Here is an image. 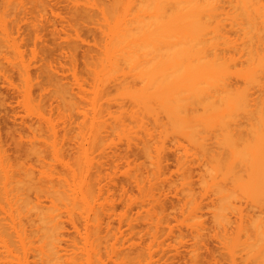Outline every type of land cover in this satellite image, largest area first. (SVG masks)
I'll use <instances>...</instances> for the list:
<instances>
[{
	"label": "bare ground",
	"instance_id": "6f19581e",
	"mask_svg": "<svg viewBox=\"0 0 264 264\" xmlns=\"http://www.w3.org/2000/svg\"><path fill=\"white\" fill-rule=\"evenodd\" d=\"M44 1L0 0V57L3 58L0 59L3 63L6 59L8 63L5 62L4 66L0 63V78H3V84L6 82L5 85L12 86V78H9L12 77L9 76L12 71L18 72L22 81L25 88L23 103L26 117L35 119L27 118L29 123L26 120L24 122L32 131L33 140H29L23 153L32 157L39 167L36 170L22 162L12 164L6 156L7 151L4 152L5 147L2 149L5 145L0 136V264H173L178 258L174 260L170 257L180 256L177 250L184 247L181 240H185V236L183 233L181 235L184 239L176 236V240L181 239L182 242L178 241V245L183 244L179 248L173 246L175 250L178 248L176 255L173 248V256L170 255L172 251L169 245L167 250L171 253L167 255L164 241L168 235L164 229L171 231L170 225H167L169 220L163 218L164 209L162 215L158 213L163 208L161 202L165 199V192L169 193L171 186L168 185L174 182L171 179L173 182L169 183L171 177L168 179L166 175L167 151L170 153L171 150L181 153L175 154L178 156L177 166L180 170L178 172L177 168L179 174L175 175H180L179 181L183 180L179 184V191L183 196V209L187 212L183 213L184 220H187L183 224L186 226L185 232L186 229L189 231L185 235L191 234L193 244H200L203 227L206 225L200 217H203L201 212L205 208L207 212L210 210L213 232L219 231L220 236L217 233L215 235L218 240L221 239V246L226 249L230 264H264V167H261L264 165L261 162L264 159V31L249 30L262 26L264 28V0H68V3L72 2L74 5L69 4L70 10L74 9L70 16L75 17L70 21L72 25L70 22L68 24L69 31L81 40L83 27L89 26L86 28L89 30L91 27L94 32L92 36L96 34L97 40L93 37L94 47L86 44L88 49L92 47L89 49L91 54L94 50L96 52L91 56L85 53L87 58H84L85 55L83 57L86 59L83 61L86 78H77V74L75 78L77 70L71 65L76 64L74 59L78 41L75 39L77 42H71H75V48L70 47L72 44L68 47V56L73 59V62L70 61L73 79H78V82L85 78L87 82L89 75L92 84L89 79L90 85H87L90 87L84 86L85 81L82 82L85 83L83 85L81 81L78 84L75 80L72 88L68 83H64L65 86L62 79H59L60 75L57 76L58 70L53 65L51 67L52 61L46 60L45 55L38 58L41 64L36 69L37 76L43 78V74H49L47 78H43L48 82L41 81L40 85L47 83L50 89L52 86L48 98L52 97V102L55 103L52 109L57 117L54 119L46 116L47 111L43 107L45 102L32 103L34 98L31 96L30 63L24 60L18 43L19 50L14 47L16 50H12L13 55L8 52V49H13L12 42H17L14 39H17L20 28L26 26L24 30L31 29L30 33L39 32V27H42L39 25L42 18L38 21L42 15L40 13L43 12L44 15L47 9ZM27 15H30L29 19L26 18ZM26 19L31 21L28 23ZM72 21L81 25H75ZM77 27H80V36L74 31ZM11 29H16L12 33L15 38L10 35ZM227 33H234L239 38L240 35L251 34L259 37L256 39L257 43L251 44L246 51L233 42V52L238 55L239 60L244 58L243 62L240 61L241 68L244 65L245 69L241 81L248 87L247 90L245 85L242 88L233 87L230 82L219 85L217 66L221 53L218 38H228L230 34ZM34 36L37 38V35ZM84 38L82 37L83 40ZM82 41L78 43L85 44ZM84 41L87 42V39ZM224 55V62L234 59H231L230 54L227 58ZM10 65L14 67L11 68ZM9 67L13 70L10 71ZM73 86L74 90L75 87L78 89L74 91ZM240 92L247 96L243 109H239L240 113L237 111L238 114L242 113V118L233 121L232 126H229L231 129L226 127L229 130L222 126L229 138L220 124L224 123L222 119H225L226 114H235L232 98L233 95H240ZM48 98L45 97L44 100L48 102ZM111 106L116 111L119 110L118 114L114 113L115 110L112 111ZM111 111L116 116L111 115ZM219 121L222 123L219 124ZM71 129L72 132L75 131L74 136ZM61 131L64 133L62 140L59 139ZM67 134L73 137L67 139ZM219 135L224 142L230 141L229 148L226 142L223 147H219L223 145L222 142L218 145L221 148L220 157L227 153L221 152L224 147L229 149L231 156L235 153L240 159L243 151L252 152L251 156L246 153L245 159L243 160L244 156L242 158L243 162L239 163L241 166L244 164L241 173L245 174L239 173L240 176H245L243 180L232 179L240 169L235 168L234 177V172L230 175L229 168L232 165L229 160V164L226 163L229 167L225 168L221 164L223 167L219 166L220 173L217 171L216 156L219 158V154L217 146H214L218 144L217 139L222 140ZM114 137L120 141L117 142L120 145L123 141L126 149L130 148L132 151L135 150L132 147H136L140 150L137 152H141V157L143 155L144 160H148L143 163V168L146 164L151 166L147 172L145 168L144 176L139 175L142 174L139 172L142 169L133 175L135 168L142 167V164L137 166L138 163L135 165L133 160L128 163V156L123 158L122 155L126 165L133 162L136 166L132 169V165L128 171L129 165H124L130 175L125 170L123 172L128 175L125 176L127 181L130 180V183L126 181L127 184L131 187L134 185L139 192L138 197L128 196L124 200L125 204L122 200L125 207L123 213H114V204L113 207L110 206L114 201L111 203L112 198H107L110 203L101 202L100 199V192L109 188L101 185L103 180L109 183L107 167L117 170L120 168L119 164H123L115 166L119 159L121 161V154L119 155L118 145L112 142L117 141ZM58 140L67 144L75 140V156L71 154L69 145L64 143L66 147L69 146L70 154L67 153L69 149L65 147L66 150L65 145ZM18 143L21 146V138ZM101 158L104 160L100 161ZM192 166L201 173L197 175L196 184L201 191L198 196L195 193L199 190L192 188L195 183L193 180L189 181L194 176L192 174H197L192 168L189 171ZM105 176L107 180L103 179ZM201 198L207 199V203L206 200L204 203L209 206L203 208V201L198 202ZM155 208L158 212H155ZM116 214L119 227L115 230L111 225L114 218L112 216ZM122 225L126 227L125 231H122ZM67 226L74 236L71 233L68 235L71 231ZM159 239L164 240V245L161 240L158 242ZM168 239L171 238L168 236ZM193 244L191 243L192 248L195 247ZM196 249L199 252L200 247L190 249L194 258L197 255L194 260H190L192 256L189 258L193 264H197L199 260Z\"/></svg>",
	"mask_w": 264,
	"mask_h": 264
},
{
	"label": "rangeland",
	"instance_id": "374dc122",
	"mask_svg": "<svg viewBox=\"0 0 264 264\" xmlns=\"http://www.w3.org/2000/svg\"><path fill=\"white\" fill-rule=\"evenodd\" d=\"M42 1H44V0H42ZM72 1V0H71ZM80 1V0H79ZM70 2V1H69ZM82 2H83V0H82ZM47 3V4H46ZM71 4H72V2H70ZM70 3H68V0H45L44 1V4L45 5H47V9L44 11V15H43V12H41L40 14H42L41 15V17H39V19L38 18H35V19H38V21L40 20V18H42L41 20L42 21H40L39 23V25H41L42 27L40 28L39 27V32H36V33H30V30H24V28L26 27H23V25H21V27H23V29H19L20 31H19V34H18V36L16 37V36H13L12 35V33H14V32H16V29H11V31H10V35H11V37L13 38H17L16 40L14 39V41H17V42H12V43H14L13 45V49L11 48V50L10 49H8L9 51L8 52H10V53H12V50H16L15 48H17L18 49V47L20 48V50H21V52H23V58H24V60L26 59V60H28L29 61V67H30V79H31V96L34 98L33 100V104H37L39 101H41L42 102V104L45 102L46 103V105L44 106L43 105V107L45 108L44 110L45 111H47V114H46V116L47 117H50V118H55V117H57L56 116V112L52 109V107H53V105H55V103L54 102H52V97H51V95H50V99L48 98L49 96V94H50V91H51V89H52V86H51V89L48 87V85L49 84H47V86H46V84H44L43 86L42 85H40V82L41 81H43V82H45V81H47V79H44L43 80V78H47L48 77V75H46L45 74V76H44V74H43V78H41V76H37V74H38V70L36 71V69H37V67L41 64V62L40 61H38V58L42 55H45V57L47 56V59L46 60H48L49 62H51L50 64H51V67H52V65L53 66H55V67H53L54 69L56 68L57 70H58V72H59V74H57V76L58 75H60V77L61 78H59L60 80L62 79V83L64 84V83H68L69 85H71V86H69V87H71L72 88V84H74L73 83V81L75 80V79H73V73H72V70L73 69H71V67H70V61H72L73 59H71L70 58V55L68 56V52H69V49H68V47H69V45H71L72 43V40H74V41H78V42H80L81 43V41L83 40L82 39V37L84 38V36H85V38L87 39V42H85L84 40H85V38H84V40L82 41V42H84L85 44H80V43H78L77 41V47H78V49H77V51H76V49H75V52H76V54H75V59L74 60H76L75 62H76V64L75 63H72V64H75V65H71V66H74V68L77 70H75L74 72H75V78H76V74H77V78L80 76H82V78L83 77H85V72H86V70L84 69L85 67H84V63L85 62H83V61H85L86 59H84V58H87V55L85 54V53H87L88 55H90L91 54V52H90V50H91V48L92 47H94L93 45H92V43H94L95 41L94 40H97V39H95V37H97V35L95 34V36L93 35L92 36V34H94V32L93 31H91V27H90V30L89 29H86L87 27H89V26H84L83 28H84V30L81 32V33H83L82 35L83 36H80V34L81 33H79L78 32V28H80V27H77L76 29L77 30H74V31H77V33H78V35L81 37V40H80V38L79 39H77V37L75 38V34H73L72 35V33L69 31V28H70V26H68V24H69V22L71 21V19H72V17H74V16H70L71 14V12H74L73 10L74 9H72V10H70L71 8H70ZM80 3V2H79ZM70 4V5H69ZM73 5V4H72ZM74 6V5H73ZM73 6H71L72 8H73ZM46 7V6H45ZM79 7V6H78ZM80 7H81V5H80ZM73 15V14H72ZM34 16H36L35 14H34ZM29 17H30V15L28 16L27 15V17L26 18H28L29 19ZM75 18V17H74ZM74 18L72 19V20H74ZM77 19V18H76ZM27 20V19H26ZM28 21V23L31 21V19L30 20H27ZM33 21H34V18H33ZM78 21V20H77ZM73 22V21H72ZM75 22V21H74ZM73 22V23H74ZM78 22H82L81 20L80 21H78ZM34 23V22H33ZM38 24V22L35 20V24ZM71 23V22H70ZM76 23V22H75ZM74 23V24H75ZM36 24V25H37ZM82 24H85V23H82ZM25 25V24H24ZM70 25V24H69ZM71 25H72V23H71ZM75 25H78V26H80L78 23H76ZM83 26V25H82ZM82 26H81V28H82ZM91 26V25H90ZM263 27V26H262ZM260 28V27H258V28H249V30H251V31H264V28ZM27 28V27H26ZM93 28V27H92ZM33 29V28H32ZM72 29V28H71ZM70 29V30H71ZM226 29V28H225ZM12 30H13V32H12ZM37 30H38V27H37ZM73 30V29H72ZM82 29H79V31H81ZM94 30V29H93ZM21 32V33H20ZM73 32V31H72ZM261 32V33H262ZM73 33H75V32H73ZM96 33H97V31H96ZM260 33V32H259ZM16 34V33H15ZM14 34V35H15ZM98 34V33H97ZM228 35L230 34V33H227ZM34 35H37V38H35V36ZM261 35V34H260ZM259 35V36H260ZM263 35H264V33H263ZM74 37V39H73V37ZM76 36H77V34H76ZM78 36V37H79ZM225 36H226V34H225ZM258 35L257 34H251V35H240V37L241 38H239V37H237V35L235 34L234 35V33H231L229 36H228V38H222V37H219L218 38V46H219V53H221L220 54V58H219V60H218V66H217V70H218V76L220 77V81H219V85L221 86V83L222 84H225V83H231L232 84V86L234 87V86H239V87H241V86H244L245 84H243V82L241 81V78H243V76L245 75V72H244V65H242L243 67L241 68V62H243V60H244V58L242 59H240L239 60V57H238V55L236 54V53H234L233 52V46H234V43L238 46V47H240V48H242L243 49V51H246L247 50V48L252 44H256L257 42H256V39L257 38H259V37H257ZM10 37V38H11ZM93 37H94V40H93ZM260 37H262V35L260 36ZM11 38V39H12ZM76 39V40H75ZM13 40V39H12ZM80 40V41H79ZM217 41V40H216ZM234 42V43H233ZM16 43H18V47H17V44ZM74 44H75V42H73ZM91 44V46L92 47H90V45H89V49H88V46H87V44ZM74 44H72L73 46H70L71 48L72 47H74ZM76 45V44H75ZM15 47V48H14ZM76 47V46H75ZM74 47V48H75ZM9 48V47H8ZM70 48V49H71ZM73 49V48H72ZM96 49V48H95ZM19 50V49H18ZM89 50V52L90 53H88L87 51ZM228 51V52H227ZM230 51V52H229ZM7 52V53H8ZM94 52H96L95 50H94ZM94 52H92V54L91 55H95V54H93ZM228 54H227V53ZM10 53H9V55H10ZM14 53H12V55H13ZM225 54V55H224ZM230 54V56H231V59H233V60H228V61H226V62H224L223 61V55L224 56H226V58L227 57H230V56H228ZM7 55V54H6ZM12 55L11 56H9V58L10 57H12ZM84 55H85V57H84ZM90 55V56H91ZM15 56V55H14ZM6 57H8V55L6 56ZM67 57H69V58H67ZM84 57V58H83ZM233 57V58H232ZM1 58V57H0ZM8 58V59H9ZM1 59H3V58H1ZM0 59V63L3 61V60H1ZM13 58H11V60H12ZM70 59V60H69ZM238 59V60H237ZM6 60V59H5ZM4 60V63L2 62V66H4V64H6L7 63V61H5ZM242 60V61H241ZM48 61H47V64H48ZM241 61V62H240ZM6 62V63H5ZM12 62H13V60H12ZM26 62V61H25ZM45 63H46V61H45ZM53 63V64H52ZM8 64V63H7ZM1 65V64H0ZM1 66V67H2ZM6 66V65H5ZM9 66V65H8ZM11 66V68L12 67H14L13 65H10ZM7 67V66H6ZM9 69H10V67H9ZM53 69V70H54ZM70 69H71V71H70ZM1 70H3V68H1ZM11 70H13V69H10V71ZM15 71H17L16 70V68L14 69ZM3 71H5V70H3ZM6 71H7V69H6ZM55 71V70H54ZM2 72V71H1ZM12 72V71H11ZM9 72V76H12V77H9L10 79L12 78V81H10V82H13V85L11 86H7V85H5L6 84V82H5V84H3L2 83V81H1V78H0V92L2 93H0V136H1V140L4 142L3 144L5 145V146H2V149H3V147H5L4 148V152H6L7 151V158L9 157V160L11 161V163L12 164H17V163H23L24 165H31L34 169H36V170H38L39 169V167L36 165V162L32 159V157H27V155L25 154V153H23V151L25 152V150H26V148H25V146H28V145H26V144H28L29 143V140H33V134H32V131H30L27 127L28 126H25V125H27V123H29L28 121H30L29 119H27V118H30V117H26V112H25V110H24V103H23V90L25 89L24 87H23V84H22V81L20 80V77H18L19 75H17V73L18 72ZM36 72H37V74H36ZM5 73V72H4ZM15 73V74H14ZM12 74V75H11ZM6 75H7V73H6ZM41 75V74H40ZM89 77V79H90V81H91V84H92V79L90 78V76L89 75H87V78ZM57 78V77H56ZM86 78V77H85ZM85 78L81 81V79L78 81V82H80L81 81V83L82 82H86V80H85ZM9 79V80H10ZM58 79V78H57ZM89 79H87L88 81H89ZM2 80H3V78H2ZM76 80H78V79H76ZM75 80V81H76ZM240 80V81H239ZM4 81V80H3ZM59 81V80H58ZM74 81V82H75ZM86 82V84L84 85L83 83V85L86 87V85H87V83L90 85V83L89 82ZM48 82V81H47ZM77 82V81H76ZM77 82V83H78ZM233 82V83H232ZM235 82H236V84H235ZM237 82L239 83V85H237ZM251 82V81H250ZM60 83H61V81H60ZM77 83H75V85H77ZM81 83H80V85H81ZM9 84H12V83H9ZM79 84V83H78ZM230 84V85H231ZM250 84V83H249ZM252 84V83H251ZM250 84V85H251ZM65 85V84H64ZM83 85H81V86H83ZM249 85V86H250ZM42 88H41V87ZM66 86V85H65ZM88 86V85H87ZM84 87V88H85ZM88 87H90V86H88ZM87 87V88H88ZM238 87V88H239ZM245 87H246V85H245ZM251 87V86H250ZM249 87V88H250ZM242 88V87H241ZM247 88L248 87H246V89L245 90H247ZM78 88L77 87H75V90H77ZM89 89H91V88H89ZM251 89V88H250ZM50 90V91H49ZM67 90H69V88H68V85H67ZM71 90V89H70ZM73 90H74V86H73ZM74 90V91H75ZM244 90V89H243ZM249 90V89H248ZM72 91V90H71ZM70 91V92H71ZM250 91V90H249ZM249 91H247L248 93H249ZM73 93V92H72ZM75 93V92H74ZM240 95H233V98H232V100H233V107H235L236 108V112H235V110H234V113L235 114H226L225 116H224V118L225 119H222V121H224V123L223 124H220V123H222V122H218L219 124V126L221 127V129L223 130V128H222V126L223 127H225V129L226 130H229V129H231V127H229V126H232L231 125V123H233V121L235 122V120H238V119H241L242 118V113L241 114H238V112H239V109H243V106H244V99H245V97H247L246 95H244V94H241V92L239 93ZM114 95V94H113ZM113 95H112V97H113ZM116 95V94H115ZM114 95V96H115ZM45 97H47L48 99H49V101L48 102H46L45 100ZM111 97V98H112ZM117 96H115V98H116ZM45 99V100H44ZM47 99V100H48ZM42 100H44V101H42ZM50 102H52V104L50 103ZM44 103V104H45ZM50 103V104H49ZM54 103V104H53ZM54 108V107H53ZM111 108H112V111H114L115 110V112L114 113H116V114H118V112H119V110H117L116 111V109H115V107L113 108L112 106H111ZM52 109V110H51ZM49 110H51V111H49ZM111 110V109H110ZM111 111V112H112ZM238 111V112H237ZM233 112V111H232ZM113 112H112V114L111 115H113L114 114ZM240 113V112H239ZM116 114H114V116H116ZM238 115H240L241 117H239ZM76 116V115H75ZM74 116V117H75ZM74 117H73V119H74ZM107 117V116H106ZM238 117V118H237ZM76 118H78V117H76ZM75 118V119H76ZM107 118H110V117H107ZM223 118V117H222ZM234 118H236V119H234ZM30 119H33V118H30ZM79 119V118H78ZM27 121V123H24V122H26ZM34 121H35V119H33ZM56 120H57V118H56ZM56 120H54V121H56ZM109 120V119H108ZM220 120V119H219ZM34 121H32V122H34ZM75 121V120H74ZM77 122L79 121V120H76ZM36 124H34V126H35ZM34 126H33V128H34ZM219 127V128H220ZM226 127H229V129H227ZM73 129V128H72ZM71 129V132L75 129H73L72 130ZM223 130L224 131V134H225V132H226V135L228 134L227 133V131L226 130ZM68 132H70V131H68ZM67 132V133H68ZM75 132V131H74ZM74 132H72L73 134V136L75 135V133ZM61 134V137L59 136V139H61V138H63L62 137V131L60 132ZM64 134V133H63ZM68 136L66 137L65 136V138H67L68 139V137H73V136H70L69 134H67ZM225 135V136H226ZM19 136H20V138H21V146H19V140H20V138H19ZM64 136V135H63ZM219 136H221V135H219ZM224 136V135H223ZM222 137V136H221ZM227 137H229L228 135H227ZM219 138V137H218ZM230 138V137H229ZM229 138H227V139H229ZM70 139V138H69ZM113 139H116L117 141H115V140H113L112 142H114L113 144L115 145V143L118 145V147H117V145H116V147L118 148V150H120L119 151V155L121 154V156H119L120 158L121 157H123V158H126L127 156V160H129L128 161V163L129 162H131L130 160H133V162L135 163V165L137 164V166H139L140 164H142V167H136L135 165H134V163L132 162V163H130V164H127V165H129V168L127 169L128 171H130L131 169V167H132V165H133V167H132V169H134L135 167L136 168H138V170H136V168H135V172H133V175L134 174H138V171L140 170V169H142V170H140L139 172H141L142 174H139V175H143V173H144V170H145V168H146V172H147V170H149L150 168H151V166L149 167V166H147L148 164H146V166H144V168H143V163L146 161V163H147V161L148 160H144V156L142 155V157H141V152H137V151H140L139 149H137L136 147L134 148V147H132L133 149H135V150H132V151H134V152H132L131 150H130V148H129V150L128 149H126L125 148V145H123V141L121 142L122 143V145H120L119 143H117V142H120L117 138H113ZM62 140V139H61ZM60 140V141H61ZM65 140V139H64ZM63 140V141H64ZM226 140V139H225ZM67 141V140H66ZM58 142H59V140H58ZM62 142V141H61ZM61 142H59L60 144H67V142H63V143H61ZM70 142V144L68 143L67 145H69L70 146V148L72 149L71 150V154L73 153V155L75 154V148L77 147V144H76V141L75 140H71V141H69ZM217 142H218V144H216L214 147H216L217 146V149L216 150H218V154H219V152H220V150L219 149H221V148H219V147H223L224 146V144H226V143H228V144H226V145H228V148L230 147L229 145V143H230V141L228 142V140L227 141H223V137H222V140L221 139H217ZM220 142H222L223 143V145L221 146V145H219V144H221ZM2 144V145H3ZM16 144H17V146H16ZM64 144V145H65ZM67 145H65L64 146V148L67 146ZM218 145H219V147H218ZM19 146V147H18ZM68 146V147H69ZM121 146H123V147H121ZM22 147H23V149H22ZM68 147H66L67 149H69V150H67L66 148V150L68 151L67 153L68 154H70L69 152H70V148H68ZM170 147H172L171 145H170ZM243 147V146H242ZM242 147H240V149L242 148ZM131 148V149H132ZM173 148V147H172ZM171 148V149H172ZM214 149V150H215ZM227 147H224L223 148V150H221V152H225V151H227V153H223L224 154V156L222 155L221 157H220V154H219V158H218V156H216V160H218L217 162V164L216 165H218V166H216L217 167V171L220 173V167H223L221 164H223L224 165V167L226 168V166L229 164V161H231L230 162V165H232L231 167L233 168V170H231V167L229 168V172H231V173H229L230 175L232 174L233 175V172H234V175H233V177L236 175V177L235 178H232L233 180L235 179H242L243 177L245 178V176H242V175H244V174H242L241 172L243 171V170H241V169H243L244 168V164L242 163V166L239 164L240 162H243V160L245 159V154L246 153H248V156H251V154H252V152H246V153H244V151H243V156H244V158H243V156H242V158H243V160H242V158L240 159V156L238 155V156H235L234 154L235 153H233L232 154V156H231V154H230V152H228L229 151V149H227ZM239 149V148H238ZM237 149V150H238ZM244 149V148H243ZM117 150V151H118ZM127 152V154H126V152ZM173 153H172V152ZM170 151V153H168V151H167V156H168V158H167V160H168V162H166L167 163V165H168V168H167V170H166V175H167V178L169 179L170 177V179L169 180H174V182L171 180L170 182H169V180L167 179L166 181L167 182H169V183H171V182H173V184L171 185H168V183L167 184H165L166 185V187H167V185L168 186H171L170 187V189H171V192H170V189H169V187L168 188H165L166 190L167 189H169L168 191H169V193H166L165 192V196H164V198H160V199H164L162 202H161V205H162V203H163V208L161 209V211L160 212H158V211H156V208H155V212H158V213H161V215H162V210L164 209V212H163V218L166 220V221H168L169 220V223L167 222V225H170L169 227H170V232H167L168 231V229L166 230V229H164V232H166L167 233V235L171 238V239H168V236H166V234H165V236L167 237V240L166 241H164V240H161V239H159L158 240V242H160V240L163 242H165V244L167 245H165L164 247H165V249L167 250V247H168V245H169V247L171 248V251H172V253L170 254V253H168V251H170V250H167V255H172L174 252H173V250H172V248H173V246H175V247H180V246H182L183 244H184V247H181V248H179V250H177L178 248H176V250L178 251V253H180V256H178V257H176V256H174V257H170V258H174V260H175V258H178V259H176L175 260V262H174V260L173 259H170V261L171 262H174L173 264H193V261H191L192 263H190V261H189V258H190V260H194V259H196V257H197V255H196V257L194 258V256H193V253L190 251V249L192 250H194L195 249V247H197V248H199L200 247V249H199V252H198V249H196L195 250V253L196 252H198L199 254V256H198V258H199V260L197 261L198 263L197 264H230L229 263V259L226 257V256H228L227 255V251H226V249H224V247H222L223 245H222V242H221V239H219L218 240V236H220L219 234H218V230L215 232V233H217V235H215V233L213 232V226H212V222H211V217H210V210H209V212H207V210L204 208V207H206V205H205V201L204 200H206V203H207V199H205V198H201V200L200 201H198L199 200V198L197 197L198 196V194L201 192L200 190H199V188H198V184H196L198 181V179H197V175L200 173V171L198 172V169H197V171H196V169H195V167L193 168V166L192 167H190L189 168V171H190V169L192 168L193 169V172H194V170H195V172H197V174L196 173H194V174H192L191 172V174L192 175H194V176H190L191 178L189 179V181L190 180H193V182L195 183H193L194 184V186L191 184V182H190V185H192V188H194V190L195 191H198L199 190V192H196L195 193V195H197L196 197H197V201L198 202H201V201H203L201 204H204L203 205V210H202V212H201V210H200V212H201V214L203 215V217H200V218H203V219H200V220H204L203 222H204V224L206 223V225L205 226H207L206 228L209 230V231H207L206 229H205V226H204V224L202 223V221H201V223H202V225L204 226L203 228V236L201 237V240H200V244H202L201 243V241H203L202 239H204V241H203V244L201 245V246H197V245H200V244H193V242H194V240L193 241H191V239H192V236L190 237V235L191 234H189V236L188 235H185V234H187L186 232H189L188 231V229H186V232H185V228H184V226L185 225H183V224H186L187 222V220H184V217H185V215L183 214V213H185L186 212V209H183V208H185V207H183L184 206V204H183V196H182V193H181V190L179 191V189L181 188V183L183 182V180L180 182L178 179L179 178H181L180 177V175H179V177L178 176H176V175H178L179 173L178 172H180V170H179V168H178V164H177V155L175 156V154H178V155H180L181 153H180V151L178 152V151H174V150H171ZM121 152V153H120ZM237 152V151H236ZM238 152H239V150H238ZM118 153V152H117ZM130 153V154H129ZM138 153V154H137ZM141 153V154H140ZM216 153V152H215ZM132 154H134V155H132ZM217 154V153H216ZM222 154V153H221ZM226 154V155H225ZM228 154V155H227ZM229 154H230V156H229ZM237 154H241V153H237ZM236 154V155H237ZM123 155V156H122ZM131 155V156H130ZM242 155V154H241ZM69 156H71V155H69ZM75 156V155H74ZM235 156V157H234ZM73 157V156H72ZM71 157V158H72ZM144 157V158H143ZM229 157V158H228ZM230 157H232V159L230 158ZM31 158V159H30ZM123 158H121V161H120V159H119V161L116 163V165L115 166H117L118 165V163H123L122 165H120L119 164V166H120V168H117V170H116V168H113V169H111V168H108L107 167V173L108 174H110V177L108 178V181H109V183L106 181H104L103 179L105 178L106 179V177L108 176H105V177H103V183H101V185L103 184L104 186H109V188L107 187H104V186H102V187H104V188H106V190L105 189H103L104 191H102V192H100V199L102 200L101 202H109L110 203V201H108V199L107 198H112V200H111V203H112V201H113V203H112V205H110V206H112L113 207V204H114V208L116 209V210H114V213H123L124 211H125V207H124V204H125V199H127V197L128 196H130V197H138L139 195H138V191L136 190V188L135 187H133L134 185L133 184H131V185H133L132 187L129 185V184H127V182L128 183H130L129 181H127L128 180V175H130V173H128V171L127 170H125L128 166L125 164V161L126 160H124ZM170 158V159H169ZM98 159V158H97ZM237 159V160H236ZM100 161H103L104 159H99ZM229 160V161H228ZM240 160V161H239ZM122 161H124V162H122ZM223 161V162H222ZM226 161V162H225ZM234 161V162H233ZM261 162H264V159H263V161H261ZM127 163V162H126ZM149 163V162H148ZM226 163H228L227 165H226ZM233 163V164H232ZM11 164V165H12ZM170 164V165H169ZM124 165H126V166H124ZM221 165V166H220ZM229 165V166H230ZM119 166H117V167H119ZM135 166V167H134ZM220 166V167H219ZM229 166H227V167H229ZM112 167H113V165H112ZM147 167H148V169H147ZM261 167H264V165H262ZM59 168V167H58ZM169 168H170V170H169ZM178 168V170H176ZM235 168H236V170L238 169H240V172L239 171H236V174H235ZM108 169H109V171L110 172H108ZM115 169V170H114ZM119 169V170H118ZM224 169V168H223ZM114 170V171H113ZM127 171V173H128V175H127V173L125 172H123V171ZM182 170V169H181ZM168 171V172H167ZM178 171V172H177ZM192 171V170H191ZM125 174V175H123V173ZM137 172V173H136ZM145 172V173H146ZM222 172V171H221ZM226 172V171H225ZM224 172V173H225ZM238 172V173H237ZM144 173V174H145ZM175 173H178V174H176L175 175ZM182 173V172H181ZM227 173H228V168H227ZM239 173H241L242 175V177L239 175ZM183 174V173H182ZM181 174V175H182ZM196 174V175H195ZM201 174V173H200ZM132 174H131V176H133ZM219 175V174H218ZM226 175V174H225ZM224 175V176H225ZM230 175H229V178H230ZM238 175H239V178H237L238 177ZM125 176H127L126 178H125ZM144 176V175H143ZM183 176V175H182ZM227 176H228V174H227ZM232 177V176H231ZM183 178V177H182ZM193 178V179H192ZM198 178H200V175H199V177ZM228 178V177H227ZM228 178V179H229ZM109 179H112V181H110ZM126 179V180H125ZM144 179V178H143ZM227 179V180H228ZM107 180V179H106ZM226 180V179H225ZM232 180V181H233ZM243 180V179H242ZM127 181V182H126ZM229 181V180H228ZM106 183H108V185L105 184ZM114 183V184H113ZM117 186H116V185ZM122 184V185H121ZM180 184V185H179ZM116 187H115V186ZM120 185H121V187H120ZM123 185H125V186H127V188L124 186L123 187ZM180 186V187H179ZM121 188V189H120ZM108 189H110L109 190V192H110V194H111V197H109L110 196V194L108 193ZM124 189V190H123ZM126 189H128V191L126 190ZM122 190L124 191L123 193H122ZM126 190V191H125ZM127 192V193H126ZM107 193V194H106ZM126 193V194H125ZM109 194V195H108ZM167 194V195H166ZM138 195V196H137ZM108 196V197H107ZM160 197H163V196H160ZM199 197H201V196H199ZM160 199H159V201H160ZM203 199V200H202ZM110 200V199H109ZM124 201V204H123V201ZM208 202H209V200H208ZM156 205H158V204H156ZM156 205H155V207H156ZM159 206V205H158ZM157 206V207H158ZM207 206H209V204L207 205ZM201 208H202V205L200 206ZM113 208V209H114ZM159 208V207H158ZM158 208H157V210H158ZM200 208V209H201ZM207 209H209V207H207ZM183 210H185L184 212H182ZM116 211V212H115ZM133 213L135 212L134 210L132 211ZM206 212L208 213V214H206ZM133 213H131L130 215H133ZM135 214V213H134ZM186 214H187V212H186ZM160 215V216H161ZM166 215V216H165ZM202 215H200V216H202ZM209 215V216H208ZM116 216H117V214L114 216H112V217H114L113 218V221H112V228L113 229H117L118 227H119V223H118V220L116 219ZM111 217V218H112ZM210 217V218H209ZM210 220V221H209ZM110 221H111V219H110ZM183 221H185V222H183ZM211 222V223H210ZM111 223V222H110ZM211 225V227H210V225ZM123 226V225H122ZM186 227V226H185ZM67 228H68V226H67ZM141 227H138V229H140ZM122 231H125V229H126V227L125 226H123L122 228ZM211 229H212V231H211ZM68 230H70L69 228H68ZM166 230V231H165ZM71 231V230H70ZM205 231V232H204ZM207 232V233H206ZM72 235H71V234ZM169 233H170V235H172V237L169 235ZM179 233H180V235H179ZM183 233V234H182ZM204 233H206L205 234V236H204ZM184 235L185 236V240H181L182 238L184 239V237H182V235ZM68 235H71V236H74V233L71 231V232H68ZM70 236V238H72ZM164 236V235H163ZM164 236V237H165ZM175 236V237H174ZM176 236H181V241H183V244L182 245H178L181 241L178 239V241H180V242H178L176 239ZM217 236V237H216ZM164 237H162V239H164ZM165 237V238H166ZM175 239H174V238ZM204 237V238H203ZM161 238V237H160ZM220 238V237H219ZM174 239V240H173ZM176 240V241H175ZM184 241H185V243H184ZM221 243H220V242ZM164 242H163V245H164ZM178 242V243H177ZM182 243V242H181ZM191 243L195 246V247H191L192 245H191ZM171 244V245H170ZM222 245V246H221ZM222 247V248H221ZM169 248V249H170ZM174 249V251H175V254L174 255H176V253H177V251L175 250V248H173ZM222 249H224V250H222ZM190 251V255H189V251ZM180 251V252H179ZM225 251V252H224ZM178 255V254H177ZM173 256V255H172ZM168 257V258H169ZM226 257V258H225ZM166 258V257H165ZM193 258V259H192ZM227 260H228V262H227ZM169 261V260H168ZM196 262V261H195ZM162 264H164V263H162ZM195 264V263H194Z\"/></svg>",
	"mask_w": 264,
	"mask_h": 264
}]
</instances>
